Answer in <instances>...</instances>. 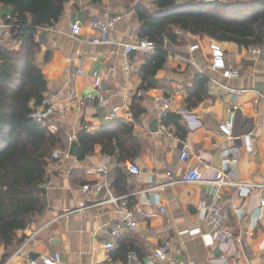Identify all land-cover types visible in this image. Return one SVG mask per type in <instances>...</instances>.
<instances>
[{
    "label": "crops",
    "instance_id": "obj_1",
    "mask_svg": "<svg viewBox=\"0 0 264 264\" xmlns=\"http://www.w3.org/2000/svg\"><path fill=\"white\" fill-rule=\"evenodd\" d=\"M147 2L69 0L61 17L53 25L39 28L35 37L38 43L35 63L46 77L47 89H55L59 94L57 113L46 123L52 133L61 135L59 150L69 151L82 131L95 134L120 125L122 133L123 126L133 127V137L139 143L137 154L125 161H119L118 155H110L109 178L116 194L153 188L130 199L136 205L137 227L124 231L116 240L115 249L105 248L111 240L109 231L120 215L109 206L89 207L105 198V190H83V186H95L104 178L99 169L102 156L107 153L102 144H96L84 159L69 155L52 160L48 171L51 184L45 188L43 210L29 228L19 233L15 248L0 246V264H28L30 260L48 264L45 259L49 257L57 258L55 264L125 263L126 259L118 257L119 251L131 244L137 247L134 252L139 256V261L132 264H151L154 250L164 243L170 246L169 259L155 264H224L222 256L232 246L220 241L209 243L205 239L211 232L205 220L207 206L212 201L211 186L208 183L165 184L172 178L178 179L188 168L180 160L183 147L191 155L189 165L199 166L205 179H218L225 171L229 182L264 184V46L258 55H250L248 49L235 44L178 32L182 42H167L169 54L153 79L154 86L143 88L142 73L126 75L124 51L125 46L135 45L141 39L139 4L155 11L149 9ZM107 11L122 16L113 29L114 42L92 44L89 39L96 33L90 28L89 20ZM12 14L11 6L0 7V25L10 24L14 20ZM75 23L82 26L79 36L71 31ZM195 43L200 44V49L191 51ZM212 44L222 52L223 64L216 69L212 67ZM0 45L18 49L20 43L3 35L0 29ZM135 56L142 66L144 57ZM189 56L195 64L189 61ZM230 68L239 69L241 75L226 77L224 71ZM198 75L207 78L205 94L190 107L187 99ZM233 89L242 90L235 99ZM139 92L144 95L139 96ZM101 96L109 97L106 107L99 104ZM162 96L173 99L170 112L182 116L180 135L184 133V138L174 126L165 127L159 121L156 99ZM136 97H140L144 110L139 117L131 110ZM233 101L240 110L233 136L228 137L221 133L219 125L229 119ZM114 110V117L108 120ZM165 130L172 136L165 135ZM249 140L251 151L247 147ZM233 158L237 163L225 169V162ZM128 161L139 166V175L129 173L124 167ZM221 191L226 222L236 234L242 235L241 243L235 247L238 264H264V206L260 207V195L242 198L233 187H224ZM233 205L242 208L250 219L242 218ZM87 206L57 219L64 211ZM259 214L260 220L254 226V218ZM33 234H36L34 241L23 255L18 254V249Z\"/></svg>",
    "mask_w": 264,
    "mask_h": 264
},
{
    "label": "trees",
    "instance_id": "obj_2",
    "mask_svg": "<svg viewBox=\"0 0 264 264\" xmlns=\"http://www.w3.org/2000/svg\"><path fill=\"white\" fill-rule=\"evenodd\" d=\"M68 1L0 0V7L13 8L11 31L20 43L18 49L0 45V246L6 249L19 244V233L29 228L43 210L49 165L53 152L62 146L59 133L35 123L30 115L48 85L35 63L36 34L61 17ZM156 6L155 11L138 6L140 37L156 43L155 52L145 56L141 66L143 88L154 86L153 79L169 54L167 42L181 41L180 33L246 49L264 46V0H156ZM205 82V76H197L187 99L190 107L205 94ZM140 101L136 97L131 104L135 117L144 112ZM162 124L174 126L179 135L183 132L179 114L169 112ZM116 126L95 134L82 131L78 136L79 159L93 152L96 144H102L104 153L118 155L119 161L133 159L139 148L133 127L122 125L120 133V125ZM129 249L136 251L137 247L131 244L122 248L118 257L125 260Z\"/></svg>",
    "mask_w": 264,
    "mask_h": 264
},
{
    "label": "built area",
    "instance_id": "obj_3",
    "mask_svg": "<svg viewBox=\"0 0 264 264\" xmlns=\"http://www.w3.org/2000/svg\"><path fill=\"white\" fill-rule=\"evenodd\" d=\"M147 6L151 10H157L156 0H148ZM121 15L113 12H104L102 14L95 15L90 18L89 26L92 30L95 31L96 35L89 39L92 44H111L114 42L112 38L113 29L116 26L117 22L121 19ZM14 27V24L0 25V29L2 30L3 35L6 37H13L11 29ZM72 34L75 36H79L82 31V26L79 23H75L71 26ZM212 55H213V65L214 69L218 68L223 64L222 52L218 46L212 44ZM156 43L149 39H140L139 42L135 45L125 46V62H124V70L126 75H136L141 74V64L136 59L135 55H140L141 57H145L147 55H152L155 52ZM200 49V44L195 43L190 47L191 51H195ZM248 52L250 55H258L261 52V47L252 46L248 48ZM189 61L195 64V61L192 56L188 57ZM80 73L83 71L80 69ZM203 74V71H201ZM224 75L226 77H239L241 75V71L237 68L225 69ZM234 96V99L242 92L239 89L231 90ZM143 92H139V96H143ZM58 92L55 89L48 88L43 95V98L37 106L33 108V111L30 117L34 120L35 123L41 124L43 126L46 125L48 121H50L57 113L56 104L58 99ZM159 115L158 119L162 122L163 118L171 111L173 105V99L167 97H159L156 99ZM99 104L102 107H106L109 104L108 96H101L99 99ZM240 110L239 106L235 101H233L231 107L229 108V119L219 125V129L221 133L225 136L231 137L234 133L235 123L237 119L238 111ZM180 112L184 115L186 111L181 109ZM116 111L111 112L107 119L111 120L114 117ZM165 135L172 136L170 131H163ZM247 147L249 151L252 150V143L249 140ZM69 151H61L59 149L53 152V159L59 160L62 156L68 157ZM191 155L187 148H184L180 152V160L184 163L188 164V168L186 171L178 178H172L165 185H174V184H202L208 183L211 186V194L212 201L207 206V211L205 215V220L207 225L210 227L211 232L205 236V239L209 243H213L215 241L229 243L232 248L230 252L224 254L222 259L224 264H238L239 257L236 253L235 247L237 243H241L242 235L236 234L231 227L228 226L226 222V215L223 212V199H222V189L224 187H233L238 191V194L242 198H247L253 194L260 195V207L264 206V184L263 183H244V182H229L226 179V173L223 172L222 176L218 179H205L203 173L199 166L197 165H189V160ZM102 165L100 167V172L104 176L103 180L97 183L95 186L85 185L83 186V190L85 192L92 191L93 188L96 190H105L106 196L100 202L96 203L93 206H109L112 211L117 212L120 215V219L118 222L114 223L109 231L111 236V240L105 245V248L108 250H113L116 247V240L120 238L124 231H128L131 229H135L138 225L136 219V205L131 204V197H136L140 193H149L153 188L146 189L141 192L128 193V194H116L113 191L110 181L111 169L109 168V163L111 162L110 155L102 156ZM237 163V159H228L225 162V169H229L233 167ZM124 167L128 170L129 173L133 175H139L140 169L139 166L132 162L128 161L124 164ZM172 174L169 173V176ZM50 182H47L43 187H50ZM87 207H81L75 210L64 211L57 219L66 218L74 212L82 211ZM236 212L245 219H250V215H248L245 211H242V208H237L236 205H233ZM56 219V220H57ZM260 220V214L254 218V226H257ZM36 234H33L22 244V246L18 249V254L23 255L25 253V249L34 241ZM170 246L168 243H164L163 245L157 247L152 257H150L149 262L151 264H155L157 262H165L169 259ZM48 264H55L57 261L56 257H49L45 259ZM135 261H139V256L136 252L130 251L127 254V258L125 263L119 262L116 264H132ZM9 264V263H5ZM28 264H38L35 260H30Z\"/></svg>",
    "mask_w": 264,
    "mask_h": 264
},
{
    "label": "water",
    "instance_id": "obj_4",
    "mask_svg": "<svg viewBox=\"0 0 264 264\" xmlns=\"http://www.w3.org/2000/svg\"><path fill=\"white\" fill-rule=\"evenodd\" d=\"M79 150H80V147H79L78 142L73 141V142L71 143V146L69 147V154H70L71 156L78 157V155H79Z\"/></svg>",
    "mask_w": 264,
    "mask_h": 264
},
{
    "label": "rangeland",
    "instance_id": "obj_5",
    "mask_svg": "<svg viewBox=\"0 0 264 264\" xmlns=\"http://www.w3.org/2000/svg\"><path fill=\"white\" fill-rule=\"evenodd\" d=\"M223 1H225V0H223ZM182 40H183V39L181 38V42H182Z\"/></svg>",
    "mask_w": 264,
    "mask_h": 264
}]
</instances>
